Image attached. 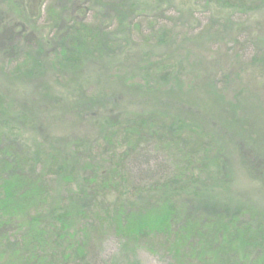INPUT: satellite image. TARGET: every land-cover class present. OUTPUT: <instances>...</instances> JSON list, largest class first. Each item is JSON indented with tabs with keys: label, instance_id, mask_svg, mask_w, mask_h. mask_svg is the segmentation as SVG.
Instances as JSON below:
<instances>
[{
	"label": "trees",
	"instance_id": "16d2710c",
	"mask_svg": "<svg viewBox=\"0 0 264 264\" xmlns=\"http://www.w3.org/2000/svg\"><path fill=\"white\" fill-rule=\"evenodd\" d=\"M67 1L71 8L77 4L97 9L104 20L116 21L119 25L125 23L129 32L131 26L136 27L139 21L148 17L146 14L161 8L162 3L168 5L172 2ZM205 1L214 4L224 2L225 6H233L236 2ZM0 4L5 7L0 13V35L6 36L3 42L12 48L24 38L23 32L11 37L12 34L4 33L5 25L12 24L13 18L21 24L28 21L19 15L18 2L0 0ZM59 5V14L48 8L51 27L55 29V35L60 33L58 38H42L36 34L29 42L35 50H30L29 44L21 41V45L27 46L23 47L24 57L17 69L20 70V77L34 81L37 76L44 78L50 69L56 70L53 66L61 60L63 71H68L67 76V73H60L62 82L58 83L63 88L59 99L65 103L69 93L66 90L81 87L80 72L87 68V64L112 56L114 50H111V41L100 25L77 24L69 14L66 15L67 8ZM166 39V32L161 33L158 43H164ZM41 58L46 60L42 67ZM155 77L151 78L152 84L146 85L150 96L162 93L164 78ZM130 87L133 85L130 84L128 89ZM164 91L169 94L168 90ZM114 93L109 90L99 98L72 102L82 125L87 127L92 122L97 125L94 130L100 129L94 136L88 128L85 133L56 138L55 142L43 137L31 144L22 142L18 136L9 141L7 136H3V128L7 120H12L14 130H22L16 121L23 120L25 123L29 120L30 124H37H32L30 130H39L41 117L29 110L27 101L21 103L15 98L6 96V99L0 95V264H91L85 242L79 238L80 226L89 215H94L93 208L98 198H105L111 191L118 192L124 181L122 168L116 165L115 160L108 170L100 172L99 168L105 166L93 157L96 144L104 140L110 146L127 145L128 149L136 151L147 139L173 143L176 154L181 155L178 161L184 163V169L178 167L172 176L163 180L159 177L160 180L151 181L145 188H136L134 200L113 202L112 215L104 211V220L112 223L109 225L117 232L124 233L128 242L143 240L151 246L155 244L163 248L174 264H264V213L246 202L231 198L223 200V192L214 188L219 186L221 172L226 168L224 159L216 157L223 149L217 146L222 128L215 124V118L209 117V112L203 118L196 108L184 110L183 114L174 113L170 109L174 107L171 100L162 109L131 115L125 123L119 114H106L109 112L106 107L114 102H110ZM12 108L17 110L14 116ZM121 128L123 134L119 139ZM224 135L236 145L243 163L252 172L264 175V159L249 149L252 140L236 136L230 129ZM113 140L116 143L111 144ZM126 154L127 151H123L114 157L122 161ZM48 177L53 179L49 181ZM72 184L77 187L75 192L66 189ZM64 193L68 197L63 196ZM100 203L103 205L102 201ZM107 206L103 205L104 209H108ZM131 264L139 263L133 261Z\"/></svg>",
	"mask_w": 264,
	"mask_h": 264
},
{
	"label": "rangeland",
	"instance_id": "374dc122",
	"mask_svg": "<svg viewBox=\"0 0 264 264\" xmlns=\"http://www.w3.org/2000/svg\"><path fill=\"white\" fill-rule=\"evenodd\" d=\"M13 1L20 4L17 7L19 15L28 22L21 24L13 18L12 24L5 25L4 33L14 37L23 32L21 41L29 44L30 50H35L29 42L36 34L42 38H58L60 33L55 35V29L51 27L48 8L59 14L58 7L62 4L61 7L67 8L66 15L69 14L75 23L100 25L111 41L110 48L114 54L88 63L87 68L80 72L81 87L66 90L69 93L64 103L59 99L63 88L58 86L62 82L60 73L68 75V71H63V62L57 60L58 63L53 66L56 70L50 69L44 78L36 74V80L27 81L28 78L20 77V70L17 69L24 57L23 47L27 45L18 41L19 44L11 48L3 42L6 36L1 34L0 95L15 98L21 103L27 101L29 110L41 117L39 130H30L32 124H37H30L29 120L25 123L17 120L19 123L16 125H20L22 130H14L15 123L7 120L3 128L4 137L11 141L18 136L19 140L28 144L43 137L55 142L56 138L85 133L88 128L94 136L100 129L94 130L97 125L92 122L87 127L82 125L72 102L99 98L109 90L115 92L110 96V102H114H109L106 114H119L125 123L131 115L162 109L172 100V112L183 114L184 110L196 108L203 118L209 112V117H214L215 124L222 128H217L220 131V144L217 146L223 152L220 151L216 157L224 159L226 168L221 172L222 182L220 177L219 186L214 187L223 192L221 199L246 202L264 213V175L252 172L243 163L236 145L224 135L230 129L236 136L252 140L249 149L264 159V0H236L233 6H225L224 2L207 3L205 0H172L170 4L162 3L161 8L146 14L148 17L139 21L136 27L131 26L130 32L125 23L119 25L116 21L104 20L97 9L77 4L71 8L67 0ZM0 6L2 13L5 7ZM165 32L167 39L164 43H167H158L161 33ZM44 61L41 58V67ZM155 76L164 78L162 93L150 96L146 85L152 84L151 78L156 79ZM146 81L149 82L146 84ZM130 84L133 87L128 89ZM164 90H168L169 94ZM11 111L13 116L17 113L13 108ZM122 131L121 128L119 139ZM1 141L4 142L3 139ZM165 142L147 139L136 151L128 149L127 145L110 146L104 140L96 144L93 157L105 166L99 168L100 172L108 170L115 160L116 165L122 168L124 181L118 192L111 191L105 198H98L93 208L94 215H89L80 226L79 238L85 242L91 264H131L133 261L139 264H174L166 250L155 244L153 247L143 240L128 242L124 233L117 232L103 215L104 211L112 215L111 207L117 200H134L136 188H145L151 181L160 180L159 177L163 180L172 176L178 167L184 169V163L178 161L181 155L176 154L173 143ZM123 151L127 154L122 161L117 160L114 155ZM51 179L53 177H48L49 181ZM75 188L72 184L66 189L75 192ZM67 193L63 196L68 197ZM101 201L103 205H108V209H104Z\"/></svg>",
	"mask_w": 264,
	"mask_h": 264
}]
</instances>
